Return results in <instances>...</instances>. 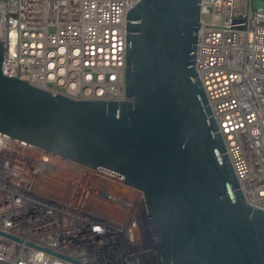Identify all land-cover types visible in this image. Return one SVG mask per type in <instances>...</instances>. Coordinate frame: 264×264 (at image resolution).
Segmentation results:
<instances>
[{
	"label": "built area",
	"instance_id": "built-area-1",
	"mask_svg": "<svg viewBox=\"0 0 264 264\" xmlns=\"http://www.w3.org/2000/svg\"><path fill=\"white\" fill-rule=\"evenodd\" d=\"M264 2V0H260ZM140 0H0L4 74L81 101L126 100ZM240 190L264 212V8L201 0L194 64ZM0 133V264H161L145 193Z\"/></svg>",
	"mask_w": 264,
	"mask_h": 264
},
{
	"label": "water",
	"instance_id": "water-1",
	"mask_svg": "<svg viewBox=\"0 0 264 264\" xmlns=\"http://www.w3.org/2000/svg\"><path fill=\"white\" fill-rule=\"evenodd\" d=\"M200 23L201 0H140L127 14L121 102L6 76L0 41V133L142 190L161 264H264V212L244 199L194 67Z\"/></svg>",
	"mask_w": 264,
	"mask_h": 264
}]
</instances>
